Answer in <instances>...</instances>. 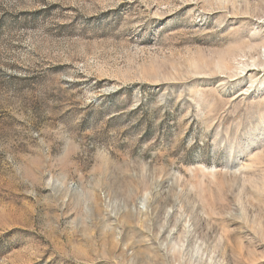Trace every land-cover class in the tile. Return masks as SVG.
Masks as SVG:
<instances>
[{
	"label": "rangeland",
	"instance_id": "rangeland-1",
	"mask_svg": "<svg viewBox=\"0 0 264 264\" xmlns=\"http://www.w3.org/2000/svg\"><path fill=\"white\" fill-rule=\"evenodd\" d=\"M0 264H264V0H0Z\"/></svg>",
	"mask_w": 264,
	"mask_h": 264
},
{
	"label": "bare ground",
	"instance_id": "bare-ground-1",
	"mask_svg": "<svg viewBox=\"0 0 264 264\" xmlns=\"http://www.w3.org/2000/svg\"><path fill=\"white\" fill-rule=\"evenodd\" d=\"M246 70H247V68H246Z\"/></svg>",
	"mask_w": 264,
	"mask_h": 264
}]
</instances>
